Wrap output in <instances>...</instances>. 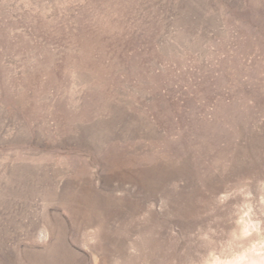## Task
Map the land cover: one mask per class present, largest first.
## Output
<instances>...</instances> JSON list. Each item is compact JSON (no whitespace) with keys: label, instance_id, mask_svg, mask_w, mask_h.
Masks as SVG:
<instances>
[{"label":"rangeland","instance_id":"374dc122","mask_svg":"<svg viewBox=\"0 0 264 264\" xmlns=\"http://www.w3.org/2000/svg\"><path fill=\"white\" fill-rule=\"evenodd\" d=\"M0 264H264V0H0Z\"/></svg>","mask_w":264,"mask_h":264}]
</instances>
